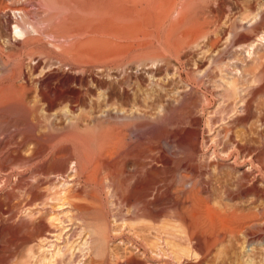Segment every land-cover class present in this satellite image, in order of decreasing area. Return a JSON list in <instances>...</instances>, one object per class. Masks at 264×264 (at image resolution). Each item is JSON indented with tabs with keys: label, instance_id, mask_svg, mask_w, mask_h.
<instances>
[{
	"label": "rangeland",
	"instance_id": "374dc122",
	"mask_svg": "<svg viewBox=\"0 0 264 264\" xmlns=\"http://www.w3.org/2000/svg\"><path fill=\"white\" fill-rule=\"evenodd\" d=\"M253 57L264 63V0H0V86L23 105L0 120V226L46 225L27 240L3 235L1 264H264V79ZM72 127L111 136L103 159L130 143L142 151L98 163L108 213L73 206L90 199L75 160L66 168L57 153ZM187 130L198 133L188 156ZM141 170L157 180L139 201L124 189ZM158 197L156 213L138 211ZM188 201L224 207L232 222L201 255L180 221Z\"/></svg>",
	"mask_w": 264,
	"mask_h": 264
},
{
	"label": "bare ground",
	"instance_id": "6f19581e",
	"mask_svg": "<svg viewBox=\"0 0 264 264\" xmlns=\"http://www.w3.org/2000/svg\"><path fill=\"white\" fill-rule=\"evenodd\" d=\"M179 18L180 17L178 15V19ZM253 19H256V15L253 16ZM243 38L245 37H241L239 38V40H242ZM84 55L85 54H83L82 56ZM249 55L251 56V52L249 53ZM79 57H80L79 52L77 53L70 52V58L73 61H75ZM85 57L87 60L88 56L85 55ZM252 61H257L258 63L261 64L260 77L264 79V63H262L259 60H256L254 57L252 58ZM10 92H8L6 86L3 85L0 86V120L8 121L11 119L12 121L13 119L16 118V115L19 113L20 109H22L23 105L21 100L15 95L10 94ZM226 96L230 98L234 97L235 91L234 90L230 91L226 89L223 98ZM197 122L198 121L196 120L195 124ZM71 129L72 130L69 131L65 136H63L62 139L57 143L56 147H59L57 149V153L65 151L68 154V159L64 161V163H66V168L71 161L75 160V171L78 177H80L83 180V183L85 185V188H82V190L80 189V191L81 193L83 192L88 193L89 197L88 196L87 197L90 199V200L88 199L90 203L86 202L79 205L74 204L73 206L80 213H108L107 210L108 202H106L104 198L105 193L104 194L103 192L100 193V191H103L102 187L104 186L103 184L96 182V180L94 179L95 173L98 167L100 166L98 165V163L107 168H116L118 163L117 159L120 156H128V155L140 156L142 151L141 149L135 147L133 143H130L129 145L127 144L128 146L126 145V147L125 146L119 147L118 149L119 153L117 154L116 159H111V160L103 159L102 153L107 147V145H110L111 143V136L109 137V134H106L105 132L97 133V134H91L88 132L78 133L76 132L75 128L72 127ZM148 134H152V136L150 137L151 139L153 138V139L161 140V138L151 130L148 131ZM178 136L180 137L179 140H181L180 141L181 145L183 147H186L185 154L187 156L188 154H190V152L193 153L196 150V144L193 143L192 140L194 139L195 141H197L198 139L197 132L187 130L184 131L183 134H179ZM136 139L137 136L134 137V140ZM236 149L240 154H244L247 152L245 148H242L238 145L236 146ZM54 163L57 164L58 166L62 165V163H59V160H54ZM4 169L7 168H5L4 165L0 164V171H5ZM190 171L194 173L196 172V170L193 171L192 169H190ZM138 172L139 174L136 177L133 185L128 187L126 186L124 189V193L128 194L129 198L132 197V198H136V200L141 201V199L147 196L148 192H150L153 189V185L157 180V173L152 172L151 170H144V171L141 170ZM21 184L17 183L16 188L20 190L22 188ZM89 187L90 190L87 192L86 189ZM192 187H194L193 184L191 185L190 192L192 191ZM35 192L36 191L29 190L28 195L30 197V201H35L37 199V194ZM12 197L13 194L6 195L2 199L10 200ZM110 198H114L112 193ZM92 199L96 202V204L95 202L93 203L91 201ZM160 199L161 197H158L153 202H148V201L141 202L142 206L140 207V209H138V211H141L142 213H156L157 211H154V207L156 206L157 202H159ZM127 200L128 199H123L121 202ZM110 204H114V202H109V205ZM185 204L189 205L188 207L189 210L186 209L185 212H181L186 214H183L181 216L180 221L183 224V226H185L186 228L189 244L194 249V251H196L199 255H201L206 249L209 248V244L214 240L215 236L229 229L232 222L231 220L228 219V217L222 214L225 213L223 212L225 211L224 207L222 208L220 206L210 207L209 204L206 203L204 204L200 203L196 205V204H192V202L190 201L186 202ZM15 217H17V213H11V217L9 219L4 220V222L10 220L12 221ZM96 219H97L96 223H98V217H96ZM43 226L46 227L45 223L43 222H40V224L38 225L31 220L21 218L18 222L14 224L13 223L8 225L3 224L0 226V239L3 237V235L7 234L9 236V241L16 240L19 238L27 240L28 238H30L32 233H38L39 231H41L42 228H44ZM93 229H94L95 240L97 242L93 246V251L95 256L99 259V261L103 262L106 253L105 229L97 224L93 226ZM188 253H189V249L186 248V249H182V252L180 254L185 255ZM125 264H135V263H133L132 261H127Z\"/></svg>",
	"mask_w": 264,
	"mask_h": 264
}]
</instances>
